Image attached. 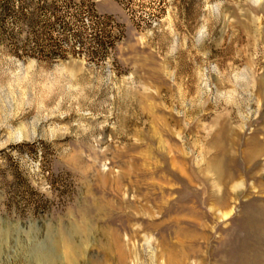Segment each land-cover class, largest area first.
<instances>
[{"label":"rangeland","instance_id":"374dc122","mask_svg":"<svg viewBox=\"0 0 264 264\" xmlns=\"http://www.w3.org/2000/svg\"><path fill=\"white\" fill-rule=\"evenodd\" d=\"M0 264H264V0H0Z\"/></svg>","mask_w":264,"mask_h":264},{"label":"bare ground","instance_id":"6f19581e","mask_svg":"<svg viewBox=\"0 0 264 264\" xmlns=\"http://www.w3.org/2000/svg\"><path fill=\"white\" fill-rule=\"evenodd\" d=\"M52 247H54L53 245H52ZM53 249V248H52Z\"/></svg>","mask_w":264,"mask_h":264}]
</instances>
